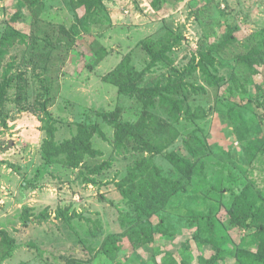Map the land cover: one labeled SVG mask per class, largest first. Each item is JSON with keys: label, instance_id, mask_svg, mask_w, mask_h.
Listing matches in <instances>:
<instances>
[{"label": "rangeland", "instance_id": "1", "mask_svg": "<svg viewBox=\"0 0 264 264\" xmlns=\"http://www.w3.org/2000/svg\"><path fill=\"white\" fill-rule=\"evenodd\" d=\"M103 3L104 10L89 17L73 0H41L37 6L0 1V40L13 27L26 36L0 64V78L12 66L14 79L0 118V231L16 244L0 240V264H206L215 254L211 230L226 259L220 264H237V249L250 247L254 234L235 227L227 211L246 192L257 204L264 201V67L253 77L242 58L264 33V0H184L164 10L152 0ZM15 6L22 7V18L12 26ZM228 27L238 28L237 42L218 55L225 79L219 89L189 70L210 46L224 41ZM175 39L177 46L145 74L143 86H165L168 78L187 73L185 108L197 116L193 120L172 118L159 99L149 109L119 95L112 80L122 63L137 73L147 69L148 42L161 48ZM93 44L109 53L94 66L88 59ZM18 85L26 89L25 101L18 99ZM44 108L56 122L58 142L71 139L78 124L99 126L93 147L101 155L85 160L92 168L105 165L91 177L95 184H87L79 169L44 164ZM101 112L148 123L152 142L164 147L153 162L163 176L181 182L149 220L119 189L148 155L132 145L118 149L115 129ZM240 118L247 124L243 135L236 128ZM155 123L162 132H154ZM193 136L205 147L190 143ZM171 153L194 163L192 178L175 172ZM146 227L153 229L152 242H138L134 232Z\"/></svg>", "mask_w": 264, "mask_h": 264}, {"label": "trees", "instance_id": "2", "mask_svg": "<svg viewBox=\"0 0 264 264\" xmlns=\"http://www.w3.org/2000/svg\"><path fill=\"white\" fill-rule=\"evenodd\" d=\"M7 2L8 0H0ZM30 2L33 6L40 4L41 0H24ZM79 5H83L88 9V16L98 15L105 6L103 0H73ZM184 0H152V4L160 10L167 7L176 8L178 4ZM15 13L11 15L8 22L14 26L22 18V7L15 6ZM229 31L222 43H217L208 49L201 57L198 67L191 68L189 71L198 70L209 86L221 88L224 82V77L219 76L220 66L223 62L218 58L219 54L226 52L230 44H235L237 38L235 36L238 28L228 27ZM26 36L21 34L16 28H11L0 40V64L7 56L8 48L15 43L25 42ZM81 39V36H80ZM179 43V39H175L174 43L164 45L159 48V43L151 41L145 45V50L151 58V62L147 69L142 73L134 71L126 62L112 74V80L118 85V94L127 97L135 98L142 103L146 108H155L156 100L159 99L169 115L179 120L186 118L187 120L196 119L197 116L191 112L189 107L185 108L188 101L186 96L185 82L187 73L179 77L168 78L165 86L144 87L145 74L150 71L153 66L161 63L166 59V54L173 50ZM249 54L243 56L245 59L243 66L253 76L259 75V69L264 67V33L261 36L257 47L252 51L250 46L247 48ZM252 51V52H251ZM251 52V53H250ZM91 55L88 59L94 60L93 66L100 64L109 55L108 50L100 47L98 44L91 45ZM197 68V69H196ZM12 66H9L0 78V118L2 119L3 109L6 105L9 93L13 88L14 79L11 76ZM23 79L22 75L19 77ZM193 87V86H192ZM20 101H25L26 89L23 85H18ZM198 92L205 91L204 87L198 89L193 87ZM234 94V93H233ZM225 95V94H224ZM183 96L184 99L179 98ZM43 132L46 137L41 147L42 159L46 166L65 165L70 169H79L80 174L87 184H95V179L92 176L99 175L105 169V165H99L94 168L88 166L85 162L86 158H97L101 152L94 149L93 139L97 133H100L98 125L93 123H81L77 126L76 134L69 140L57 141V125L52 118L51 113L44 108ZM106 123L113 126L115 129V145L118 149H124L132 145L133 148L141 154L148 155L146 158L136 163L135 168L130 171L128 178L124 183L119 184V189L125 197L129 198L136 209L142 214L151 219L163 209L166 199L174 195L180 188L181 182L173 183L171 179L162 175L161 169L153 162L154 156L161 154L164 147L161 144H154L149 136L151 126L145 121L137 123L122 121L115 113L101 112L98 114ZM4 120V119H2ZM236 128L239 134H246V122L241 118L236 120ZM154 132H162V127L159 124H154ZM188 148H191L189 141H186ZM190 143H194L197 149L205 147V143L198 137L193 136ZM192 151V150H191ZM193 152V151H192ZM196 153H193L194 156ZM169 162L173 165L176 173L185 175L187 178H192L194 163L189 159H185L171 153L168 155ZM223 193V192H221ZM231 223L241 230H253V238L250 247L239 248L235 253L237 264H264V201L257 204L248 198V193L244 198L239 197L233 204L231 209L227 211ZM162 223V222H161ZM29 225L28 220L24 219V227ZM214 225V221L212 222ZM135 237L138 242H152L153 229L151 227L140 228L135 232ZM212 249L214 255L206 260V264H220L225 261L221 242H217L214 232L210 231ZM134 238V237H133ZM0 240L3 245L14 246L15 239L9 236L5 230L0 231ZM135 240V238H134ZM222 244H224L222 242ZM184 264V263H182Z\"/></svg>", "mask_w": 264, "mask_h": 264}]
</instances>
